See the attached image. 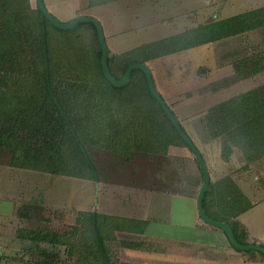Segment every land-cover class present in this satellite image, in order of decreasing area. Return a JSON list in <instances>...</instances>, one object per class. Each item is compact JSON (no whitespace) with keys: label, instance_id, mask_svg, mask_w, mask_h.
Instances as JSON below:
<instances>
[{"label":"rangeland","instance_id":"rangeland-1","mask_svg":"<svg viewBox=\"0 0 264 264\" xmlns=\"http://www.w3.org/2000/svg\"><path fill=\"white\" fill-rule=\"evenodd\" d=\"M11 3L17 7L16 12L28 15L30 24L23 25L25 43L20 47L19 57L11 64L0 60V115L20 110L33 101L40 105L47 103L44 79L45 64L49 62L61 103L80 134H85L86 148L97 167L99 182L85 178L89 176L88 171L74 161L70 166L82 172V178L47 172L29 177L24 171H12L9 169L12 152L0 146V192L16 196L20 214L32 219L26 229L22 219L24 234L19 229L21 237L32 241L24 242L17 258L10 261L12 264H104L89 231L88 216L97 211L114 264H160L155 261L156 257L163 251L169 258L170 241L141 235L140 231L146 228L141 224L144 220L130 221L113 214L144 217L149 211L154 216L162 212L170 216L172 210H180L178 204H181L172 206L173 197L197 198L203 174L193 153L183 144L162 146L158 136L160 125L148 115H156L163 127L161 133H166L171 126L159 105L150 99L144 72L138 70L123 94L104 90L106 84L97 65L99 39L97 42L92 23H81L70 29V33L46 26L51 52L47 53L48 60L44 46L37 44L41 33L37 0H0V8ZM44 3L62 23L81 16L98 19L118 76L131 58L130 51L137 47L184 34L193 38L201 28L264 7V0H44ZM6 14L12 17L13 10ZM1 26L0 22V40L5 29ZM182 44L180 40L173 46L178 48ZM155 50L159 52L162 48ZM183 51L175 52H179V60L177 57L157 63L151 60L149 67L155 72L152 73L154 81L174 114L179 113L178 120L182 119L202 155L208 159L207 166L215 182L208 197L212 211L230 213L232 197L240 193L249 202L245 194L251 190V180L255 175L264 178L260 165L264 154L255 155L246 147L245 142L249 140L241 133L245 130L243 124H233L215 136L210 131L207 114L215 106L264 86V27ZM160 69L164 72L162 75ZM178 69L182 72L180 76L176 75ZM81 75L93 85L92 99L86 98L82 89L68 88ZM10 105H14L11 110ZM46 110L45 114H52V109ZM53 113L57 116L59 112L55 109ZM7 119L6 114L0 117V131L8 126ZM26 134L23 128L18 133L21 137ZM40 146L42 142L33 143L36 150ZM216 148L222 149V157L214 152ZM233 148L238 151L237 165L228 154ZM221 158L228 164H222ZM231 177L241 179L248 186L233 184L236 188L230 185V189H220L228 195H215L219 191L216 183L232 180ZM160 195H164V200L167 196L168 201L155 199ZM240 198L243 203H239V209L247 204ZM153 215L149 217L153 219ZM27 230L32 232L27 234ZM150 230L172 233L171 226L155 223ZM194 253L198 255L199 250Z\"/></svg>","mask_w":264,"mask_h":264},{"label":"trees","instance_id":"trees-1","mask_svg":"<svg viewBox=\"0 0 264 264\" xmlns=\"http://www.w3.org/2000/svg\"><path fill=\"white\" fill-rule=\"evenodd\" d=\"M15 8L17 7H13L12 3L11 5L4 7L5 10L0 8V22L2 24L1 27L3 29L5 28L3 30L4 35L2 36V40H0L3 41V43L0 44V60H6L10 64L12 61L19 57L21 51L20 47L21 45L23 46V44L25 43L22 32L25 30V28H23V25L30 24V20L28 22V15L23 14L21 11L20 13L16 12L17 10ZM8 10H13L12 17L6 14ZM36 12L38 18L37 23L39 24V31H41L40 42H37V44L41 43L42 47L44 46L43 49H45V52L44 50L42 51L44 52V56H46V58L49 60L50 58L47 55V53L50 52L48 48L49 38L47 36L48 32L46 26L51 25L58 31L65 30H60L56 28L41 13L38 8ZM92 25L95 28L94 24ZM261 27H264V7L243 13L236 17H232L230 19L215 23L210 26H206V28L204 29L201 28L197 30V35L193 38L187 37V35L184 34L182 36L171 37L168 39H164L160 42L156 41L145 46L137 47L135 50L130 51L132 52L131 58L123 66L121 76H118L116 75V73H114L112 58H110V56L108 58V63L112 74L117 79L121 80L127 68L134 63H148L151 60L173 54L177 51H183L188 48H194L207 43L220 41L231 36L259 29ZM66 31H68V33L72 32L70 30ZM180 40L184 44H182L181 47L175 48L173 44L180 43ZM188 42L189 44H187ZM158 47L162 48V50L159 52L155 50ZM101 57L102 50L100 47V43L98 42L97 65L101 77L104 79L106 84L105 89H103L109 93H125L124 91L130 88L135 74L139 71L135 70L132 72L131 80L126 86L122 88H116L104 76L101 66ZM48 60L46 62H48ZM1 65L3 64L1 63ZM45 70L46 73L44 84L47 92V103L40 105L39 103L33 101L31 105H23L20 107V110L18 108L15 112L11 110L14 105H10V110L13 111V113H11V111H9L8 113L5 112L6 117L8 118L7 121H9V123L5 129H1L0 131V146L10 148L13 156L12 167L53 173L57 175H64L66 177L82 178V172H77L76 167L73 168L70 166L71 162L73 163L74 161L77 164L82 165L83 168L88 171L89 176L86 175L85 178L99 182V173L97 167L86 148V141L84 139L85 134L84 136L80 134L81 131L76 128L75 123L70 119V115L67 113V111H65L61 103V101L63 100L60 99L58 95L57 89L54 86L51 71H49V62L45 64ZM75 71H77V69ZM75 73L77 74L78 72ZM75 80L76 82L74 81L68 86V88H76L78 90L82 89L84 91V95H86L85 97L92 99L90 93H92L93 85H91V83L87 80L86 76H77ZM145 84L150 99L152 98L159 105L157 100L151 95L149 91L146 76ZM85 92L88 94H85ZM96 95L102 97L100 94ZM159 107L162 113L164 114V117H166L167 121L171 126V128H169L166 133H161V129H163V127L161 126V123H159V120L156 118V115L151 113L148 116L151 117L153 122L160 125L158 130V136L159 140H161L162 142V146L164 148H167L170 145L183 144L188 147L185 141L179 136V134L175 130L171 121L165 115L160 105ZM46 109H52V114H45L48 112ZM55 109L57 110V112H59L57 116H55V114L53 113ZM5 114L3 116L0 115V117L4 118ZM207 122L210 127V131H212L213 134H216V132L225 129L226 127H230L233 124L239 123L243 124V126L245 125V130H242L241 133L245 139L249 140L248 142H245L246 147H249L248 149L255 155H263L264 86L260 87L259 89H255L245 94H242L238 97L232 98L229 101L222 103L221 105L211 108L207 114ZM21 128L27 130V134L25 137H21L18 135ZM184 130L186 131L185 128ZM35 141H38L39 143L42 142V146H40V148H37V150L33 147V143ZM227 185H231L234 187V185L231 183H228ZM228 186L223 188V190H225L226 188L230 189ZM213 187L214 186L210 184V188L205 194L204 198V209L209 217L230 224L231 217H235L240 213L245 212L251 207L250 201L248 202L242 194L238 193V195L236 193L235 197H232L233 200L230 204L232 205L230 207V213H225L226 211L224 212V214L220 212H208L207 202ZM223 190L222 195H228L227 193H223ZM240 197H243L247 204H243L244 207L239 209L237 208L239 206V203H243ZM234 208H236V210ZM88 221L91 225L89 231H91L90 233L94 237L95 244L99 250L100 256L102 257L103 263L114 264L110 256L109 249L105 243V239L99 224L98 212H92L88 216ZM141 224H143L144 227L148 225L146 221L142 222ZM231 226L234 230L237 240L242 244H248L244 239L241 238V236H239L235 225L232 224ZM145 229L139 231L141 233H144ZM132 231L134 232V230ZM69 242L70 241H67V243ZM80 243L81 242H79V244Z\"/></svg>","mask_w":264,"mask_h":264},{"label":"crops","instance_id":"crops-1","mask_svg":"<svg viewBox=\"0 0 264 264\" xmlns=\"http://www.w3.org/2000/svg\"><path fill=\"white\" fill-rule=\"evenodd\" d=\"M47 6V5H46ZM49 10L50 7H48ZM185 52V51H182ZM178 53H173L167 56L159 57L158 59H154L157 63L158 61L164 59H180ZM153 61V60H152ZM149 61L147 64L150 66ZM179 64H181L179 62ZM152 69V68H150ZM162 70L160 69V75H162ZM176 74L177 76L182 75V72H179V69ZM155 74V72H152ZM155 80V78H154ZM156 87L158 91L163 95V92L158 87L157 81H155ZM167 104L170 106L166 97H164ZM171 108V107H170ZM172 109V108H171ZM173 111V109H172ZM180 116L179 113L176 114ZM180 118V117H179ZM182 123V119L179 120ZM185 128V127H184ZM186 129V128H185ZM187 131V130H186ZM188 132V131H187ZM189 134V132H188ZM220 134V133H218ZM218 134H214L215 136ZM190 135V134H189ZM191 136V135H190ZM192 138V137H191ZM217 139V137H215ZM219 141V140H217ZM195 142V141H194ZM200 149V148H199ZM214 152H217L219 158L222 157V152H220V148L213 149ZM203 154V153H202ZM230 157L234 160V165H237V155L238 151L233 148L232 152L228 153ZM204 156V155H203ZM224 158V157H223ZM222 161L227 165L226 161L223 159ZM206 164L208 165V159L204 156ZM262 165L261 173H264V162ZM211 175V184L214 185L213 182V174L210 166L208 167ZM12 171H24L25 175L29 177H33L36 174H44V172L21 169L16 167L9 168ZM21 169V170H18ZM24 176V178L26 177ZM255 179L251 180L250 187L251 190L246 192L247 198H249L251 207L245 212L240 213L235 217H231L230 224L235 225L239 236L244 239L248 244H260L264 246V178L262 179L260 176L255 175ZM28 178V177H27ZM226 180H219L216 183V187L219 188V191L216 192L215 195L221 197L222 195V187L228 186V183L234 184L238 187L248 186L247 183L242 182V180H238L235 177H231ZM34 181V179H33ZM221 192V193H220ZM223 193H225L223 191ZM243 193V192H242ZM212 195V194H210ZM160 197V198H159ZM160 195L155 199H162L163 201L167 200V196ZM17 197L13 194H3V191L0 192V264H12L10 261L12 258H17V252L20 250V246L23 245L24 242H30L27 237H21L19 235V229H26L32 221L29 215L20 214L19 211V201L16 199ZM168 201V200H167ZM172 206L176 203L180 206V210L174 211L170 216H167V213H158L156 216L150 214L147 211L144 214V217H134L132 215H118L113 214V217H123L128 219H136V220H144L149 221L148 225L143 234L141 235H151L152 237H157L161 240L170 241L171 244V252L169 253V258L164 256L163 251L156 257V262L160 264H264V255L258 251H241L231 245L228 240L226 234L217 227H214L208 223H205L201 220L198 208H197V198L193 196H185V197H173ZM210 200L207 202L208 212L213 213L212 207L210 206ZM27 214V213H26ZM153 215V219L149 216ZM168 218L170 220H168ZM23 221L25 222L22 223ZM21 223L24 225L21 228ZM168 226L172 228V233L166 232H155L150 230L151 224ZM170 224V225H169ZM22 230L26 231V230ZM30 229V228H28ZM242 229L244 232L242 233ZM32 232V230H27V234ZM24 234V233H23ZM162 249V248H161ZM198 249L199 254L195 255L194 251ZM163 250V249H162ZM158 258V259H157ZM169 259V263L166 261ZM162 262V263H161Z\"/></svg>","mask_w":264,"mask_h":264},{"label":"water","instance_id":"water-1","mask_svg":"<svg viewBox=\"0 0 264 264\" xmlns=\"http://www.w3.org/2000/svg\"><path fill=\"white\" fill-rule=\"evenodd\" d=\"M37 8L41 11V13L58 29L60 30H70L73 29L75 26L85 23V22H90L94 24L100 47L102 50V57H101V66L102 70L104 73L105 78L116 88H122L126 86L130 80H131V75L132 72L135 70H141L144 72L148 84L149 91L151 95L157 100L159 105L161 106L162 110L164 111L165 115L168 117V119L171 121L172 125L174 126L175 130L179 134V136L185 141L187 144L188 148L191 150L193 153L196 161L198 162V165L202 171L203 174V183L199 189L198 195H197V208H198V213L202 221L205 223H208L214 227L219 228L222 230L226 236L228 237L229 242L231 245L241 251H251L255 250L264 255V246L260 244H242L240 243L234 233V230L232 226L227 223V222H222L219 220H215L211 217H209L204 209V198L205 194L208 192L211 184V175L209 168L206 164V161L199 150L198 146L194 142V140L191 138V136L188 135V133L184 130L182 127L180 121L178 120L177 116L174 114L170 106L167 104L166 100L162 96V94L158 91L152 71L150 67L148 66L147 63H134L130 65L127 70L124 73V76L121 80L117 79L111 72L109 63H108V58H109V47L108 43L106 40V36L104 33V28L101 24V22L94 18V17H89V16H81L77 17L69 22L62 23L58 21V19L47 9L44 0H37Z\"/></svg>","mask_w":264,"mask_h":264}]
</instances>
